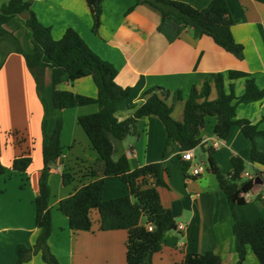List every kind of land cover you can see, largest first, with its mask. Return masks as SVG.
Masks as SVG:
<instances>
[{"label":"crops","instance_id":"1","mask_svg":"<svg viewBox=\"0 0 264 264\" xmlns=\"http://www.w3.org/2000/svg\"><path fill=\"white\" fill-rule=\"evenodd\" d=\"M201 10L211 0H173ZM38 21L51 29L58 40L71 28L102 60L117 70L116 83L131 88L130 97L117 113L119 120L130 115L134 105L141 104L143 93L162 88L170 92L167 104L172 105L171 116L181 120L183 107L191 87L200 90L203 83L211 85L209 100L216 98L214 74L229 70L249 74L260 89L264 88V3L255 0H225L234 24L231 33L243 47L242 59L217 46L208 36L195 38L189 27L168 20L161 25L158 11L134 0H103L97 34L85 0H29ZM28 13L10 19L4 28L19 41L23 53L34 51L32 33L26 25ZM236 96L244 93L242 79L229 81ZM60 89L95 98L97 89L91 78L72 82L67 79ZM180 91L181 100L172 102V93ZM52 70L45 71L44 95L35 92L33 78L26 68L23 56L10 53L0 68V163L6 172L0 176V264H14L17 245L31 247L39 234L35 226L34 200L38 195V180L42 170V145L45 135L53 132L55 119L63 120L60 141L61 157L52 165L48 183L51 187V235L48 246L61 264H127L125 230H100L97 210L89 213L91 229L73 231L67 218L58 210V202L82 185L91 181L83 171L97 162L77 118L94 113L97 105L75 107L59 113L51 101ZM236 118L245 119L264 129V99L236 107ZM214 119H208L202 133L201 145L193 149V159L183 161L176 143L168 157L163 158L166 141L165 129L156 116L138 120V135L115 143L116 154H125L130 170L147 164H163L165 187H159L161 205L172 212L177 227L182 229L164 235L162 249L152 256V264H182L187 253L213 252L221 264H235L233 218L227 199L218 188L215 177L207 172L206 153L217 140L213 135ZM256 148L264 153V136L255 137ZM200 150L199 163L196 151ZM250 141L238 126H232L225 140L214 150L213 158L220 172H231L230 160L238 156L245 162V173L258 177L247 195L249 202L234 207L239 221L264 220V167L249 160ZM29 156L30 166L23 173L11 169L15 158ZM202 167H201V166ZM200 166L201 174L192 170ZM250 169L255 170L253 174ZM70 171L72 182L63 186L61 174ZM243 176V175H242ZM244 179H246L243 176ZM151 184L147 178L136 183L140 189ZM129 194L128 186L118 178L104 182L102 198L110 200ZM144 220L141 219V224ZM25 264H45L40 254L33 255ZM245 264H258L247 249Z\"/></svg>","mask_w":264,"mask_h":264},{"label":"trees","instance_id":"2","mask_svg":"<svg viewBox=\"0 0 264 264\" xmlns=\"http://www.w3.org/2000/svg\"><path fill=\"white\" fill-rule=\"evenodd\" d=\"M85 1L91 15L93 32L97 34L103 0ZM255 1L264 3V0ZM136 4H146L158 11L161 25L173 20L185 28H191L195 38L208 36L217 46L237 59H242L243 47L236 43L232 36L231 27L234 20L225 0H211L208 6L201 10L173 0H136ZM30 7L31 2L24 0H9L0 5V68L10 53L22 55L39 98L42 97L45 71L51 69V101L59 113L75 107L98 106L96 112L77 118V124L98 156L97 162L81 171L83 176L90 178L91 181L60 200L58 210L67 218L68 226L73 231H89L92 224L89 213L91 210H97L101 231L127 232V264H152V256L162 249L164 235L178 228L172 212L161 205L158 193L159 187H165V169L159 162L130 170L125 154L121 153L114 158L115 143L127 137H136L140 118L156 116L166 133L163 150V158H166L172 150L173 143L178 145L181 152L202 146V133L207 120L214 119L213 135L217 140H225L230 128L238 126L243 136L250 141V162L264 167V153L255 145V137L264 136V129L259 130L257 125L250 121L236 118V107L262 101L264 88H258L249 74L229 70L214 74L213 85L216 91L214 100H209L211 93L209 83H203L200 90L191 87L181 120L172 118V105L167 104L170 92L162 88L145 91L141 96L144 101L131 107L130 115L119 120L117 113L130 97L131 88L121 87L116 83L117 70L97 56L71 28H68L60 39H54L51 29L38 21ZM23 12L28 13L26 25L32 33L34 51L31 54L23 53L19 41L4 28L10 19ZM86 77L92 79L97 89L95 98L60 89L65 78L72 82ZM225 79L229 81L242 79L244 93L236 96L232 83L226 89ZM171 96L172 102L181 100L180 91H174ZM61 130L62 118L59 114L55 119L53 132L44 136L42 145V170L38 180V195L34 200L35 226L39 234L31 247L17 245V259L14 264H25L36 254L41 255L45 264H61L48 246L52 230L49 207L51 187L48 179L52 165L62 155ZM202 150L206 153L207 172L215 177L232 213V232L237 255L235 264H245L247 249L252 252L258 264H264V220L239 221L234 213L235 206L247 204L244 195L249 194L255 187V177L243 178L245 162L238 156L230 160L231 172L222 174L213 158L214 149L202 147ZM31 162L29 156L15 158L11 169L23 173ZM5 172V167L0 163V176ZM60 178L61 184L67 186L72 182L73 176L66 170L62 172ZM109 178L120 179L128 186L129 194L103 200L104 182ZM147 178L151 179L150 185L142 189L137 187L136 183L139 180L144 182ZM141 219L144 220L143 224ZM182 264H221V260L213 252L187 253Z\"/></svg>","mask_w":264,"mask_h":264},{"label":"built area","instance_id":"3","mask_svg":"<svg viewBox=\"0 0 264 264\" xmlns=\"http://www.w3.org/2000/svg\"><path fill=\"white\" fill-rule=\"evenodd\" d=\"M220 141H222V140H215V141H213L212 144H211V147H212L214 150H216V149L219 147V145H220ZM192 151H193V150H188V151L181 152V159H182L183 161H191V160L193 159ZM201 171H202V168H201L200 166H197V167H195V168L192 170V174H193L194 176H197V175L201 174ZM243 176H244L245 178H247V179L254 178V177H250V176H249L247 173H245V172L243 173ZM247 195H248V194H247ZM247 195H244V200H245L246 202H249V200L246 199V198H247ZM242 196H243V195H242ZM148 229L151 230V227L148 226ZM178 229L181 230V229H182V226H179Z\"/></svg>","mask_w":264,"mask_h":264},{"label":"rangeland","instance_id":"4","mask_svg":"<svg viewBox=\"0 0 264 264\" xmlns=\"http://www.w3.org/2000/svg\"><path fill=\"white\" fill-rule=\"evenodd\" d=\"M9 0H0V5H2V4H5V3H7ZM24 1H29V0H24ZM134 2L136 3V0H134ZM44 90H45V81H44V87H43V92H42V94H41V96H43L44 95ZM62 118V117H61ZM79 129H81V128H79ZM62 130H63V120H62ZM199 153H200V150H197L196 151V162L197 163H199ZM205 165H206V162H205ZM201 166V165H200ZM202 167V166H201ZM250 171L253 173V174H255V170H253V169H250ZM54 255V254H53ZM55 256V255H54ZM56 257V256H55ZM57 258V257H56ZM58 260V259H57Z\"/></svg>","mask_w":264,"mask_h":264},{"label":"water","instance_id":"5","mask_svg":"<svg viewBox=\"0 0 264 264\" xmlns=\"http://www.w3.org/2000/svg\"><path fill=\"white\" fill-rule=\"evenodd\" d=\"M259 183H261V181H259L258 177H255V178H254V184L257 185V184H259Z\"/></svg>","mask_w":264,"mask_h":264}]
</instances>
